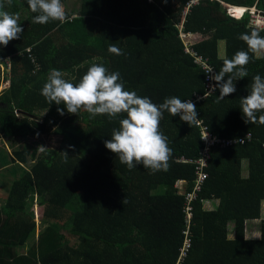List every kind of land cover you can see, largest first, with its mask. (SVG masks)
<instances>
[{"label":"trees","instance_id":"16d2710c","mask_svg":"<svg viewBox=\"0 0 264 264\" xmlns=\"http://www.w3.org/2000/svg\"><path fill=\"white\" fill-rule=\"evenodd\" d=\"M71 1L77 7L64 6L63 23H33L37 13L27 0H12L5 9L19 14L24 32L0 45V83L9 82L0 94V264H264V221L262 238L246 234L248 221L262 218L264 125L245 123L240 108L252 78H264V54L253 55L235 93L217 103V88L198 101L206 91V73L180 37L182 31L201 34L204 40L194 49L218 72L223 58L247 51L237 37L257 29L249 25V15L229 17L218 0H200L188 12L190 0ZM221 41L225 56L219 55ZM110 46L123 55L110 52ZM7 59L11 67L2 72ZM94 63L118 71L126 90L156 104L171 96L196 104L192 126L167 111L160 122L173 149L167 171L152 173L142 165L129 170L105 147L126 114L115 119L93 118L84 110L69 114L63 104H50L41 95L51 69L76 84ZM201 123L233 144L213 147L185 258V193L192 190L194 161L204 147ZM47 126L58 140L41 152L31 139H41ZM180 181L188 182L183 191ZM209 201L218 205L208 210ZM36 205L44 230L34 241ZM230 222L235 238L229 236ZM26 244L28 252L19 255Z\"/></svg>","mask_w":264,"mask_h":264},{"label":"clouds","instance_id":"9594fccd","mask_svg":"<svg viewBox=\"0 0 264 264\" xmlns=\"http://www.w3.org/2000/svg\"><path fill=\"white\" fill-rule=\"evenodd\" d=\"M27 3L30 10L37 13L33 17V23L47 24L51 21L63 23L67 18L62 0H27ZM11 5L12 0H0V45L3 46L18 39L24 32L19 23V14L5 10ZM236 9L238 7L230 11V7H227V15L241 20L248 14L251 27L264 26H259L254 20L258 11L252 13V9L246 8L243 15L236 16L234 15ZM262 18L264 14H260L261 23L264 21ZM189 34L194 36L193 33ZM237 38L246 43L247 51L239 50L231 59L223 58L222 67L218 72H215L214 68L204 66V72L209 74V79L216 82L211 85V91L219 88L217 103L236 92L235 82L248 76L247 65L252 61L253 55L259 59L261 54H264V36L260 35V30L253 29L250 33H240ZM194 40L195 44L199 43L197 37ZM109 51L123 55L115 46H110ZM41 95L50 104L53 102L57 105L63 104L69 114H79L84 110L93 118L107 115L110 119L126 114L125 118L119 120V127L113 129L111 138L105 140L104 144L129 170L138 165L152 173L168 170L173 149L169 146L168 137L160 128L165 111L171 116L179 115L182 121L188 122L191 126L198 118L196 104L191 100L171 96L166 97L163 103L156 104L150 97L126 90L118 71H110L103 64L97 63L92 64L76 84L66 80L60 70L51 69L41 89ZM240 108L245 123L264 125V114L257 116V113L264 112V78L261 75L256 74L252 78L249 94L241 97ZM57 111L64 115V108H58ZM125 202L124 199L123 203Z\"/></svg>","mask_w":264,"mask_h":264},{"label":"built area","instance_id":"2783aa9c","mask_svg":"<svg viewBox=\"0 0 264 264\" xmlns=\"http://www.w3.org/2000/svg\"><path fill=\"white\" fill-rule=\"evenodd\" d=\"M200 0H191L188 5H187V12L190 10L195 5L199 4ZM252 13H254L252 11ZM253 16V14H252ZM264 20V18H262ZM259 26L264 25V21L262 23H258ZM184 47H185V52L189 55H191L197 65L202 67L204 70V66H208L211 68H214L208 63V60L204 58L202 55H200L193 47L195 42L189 40L191 39V34L181 32L180 34ZM6 65L8 68H6L4 65H1L2 72L6 69H10L11 64L10 60H6ZM214 71L216 72L215 68ZM216 83L213 80L209 79V74L206 73V91L204 95L198 96L197 100L202 101L208 96H210L212 93L215 91H211V85ZM9 85V82H6L5 84L0 83V94L4 91V89L7 88ZM200 124V123H199ZM201 129H202V137H207V139H202L204 147L201 152V156L194 161L196 168V177L193 183V187L191 191L186 192L187 198H186V207H185V213H186V230L184 231L185 234V243L182 248V257H187V251L188 249L191 248L193 245V223H194V218H195V205L196 202L199 200L201 194L204 191V188L206 186V183L208 179L210 178V174L208 172V167H209V159L210 156L213 152V147L219 146L220 148L228 147L233 144L232 140L229 139H224V138H219L215 136L213 133L209 131V128L207 126H204L203 123H201ZM242 141V140H241ZM237 142V141H235ZM243 142V141H242ZM183 182L184 184H188L187 181H180L178 185L180 186V183Z\"/></svg>","mask_w":264,"mask_h":264},{"label":"rangeland","instance_id":"374dc122","mask_svg":"<svg viewBox=\"0 0 264 264\" xmlns=\"http://www.w3.org/2000/svg\"><path fill=\"white\" fill-rule=\"evenodd\" d=\"M63 5L66 7V9H73V8L77 7L76 1H71V0L68 3L66 2ZM238 10H240V9H238ZM257 29H260V30L264 29V26L262 28L257 27ZM195 37H197L196 34H194V36L192 35L191 39H189V40L195 42V40H194ZM224 49H225V42L221 41L219 43L220 53H221V51L223 53ZM220 53H219V55H220ZM40 135H41V139H31V143H33V145H35L40 150H41V148H43V151H45L46 149L51 148V146H53L58 140V138H57V136L55 135V132H54V127L47 126L45 128V131L42 132ZM6 143L8 144L9 142L6 141ZM9 146H10V148L12 147L10 143H9ZM244 168H246V165H244L243 169ZM246 172L247 171H245V174H246ZM248 177L249 176H247L246 178H248ZM185 185L186 184H184L183 182L180 183V187H181L182 191L184 190L183 187ZM3 196H4V194L1 192L0 193V204H1ZM217 205H218L217 202H212V201H209V202L206 203V207H207L208 210L209 209H211V210L214 209ZM41 210H42L41 207L36 205L34 213H35V218H37V220H38V222H37L38 226H37L36 233H34V237H33L34 241H37L38 233L40 231L44 230V226H43L44 224H42L43 222H40V221H42V219H39L40 216H42V214H43V211H41ZM254 221H248V223H247V233L246 234L251 239H260V238H262V224L261 223L264 220L260 219V223H258V225H253L252 223ZM229 236H230V238H235V236H236V225H235L234 222H230V225H229ZM34 241H33V243H34ZM73 241H75V239H73ZM24 252H25V249L20 251V253H24Z\"/></svg>","mask_w":264,"mask_h":264},{"label":"crops","instance_id":"0c3cea01","mask_svg":"<svg viewBox=\"0 0 264 264\" xmlns=\"http://www.w3.org/2000/svg\"><path fill=\"white\" fill-rule=\"evenodd\" d=\"M218 1L221 2V5L223 6L224 9H226L227 7H230V11H232L234 8L238 7V9H240V10L241 9L244 10V9L247 8V9H252V11H258L260 14H264V0H236L238 2H244L245 1V3H247V4H236V2H229L227 0H218ZM196 36H197V40L199 42H201L203 40V37L200 34H196ZM220 55L221 56H225V49H224L223 53L221 51ZM244 165H245V162H244ZM246 175L248 176L249 174L247 173ZM187 187H188V185H187ZM183 188L185 189L186 185ZM261 220H264V202H263ZM258 223H260V219L259 220H255L252 224L253 225H258ZM32 243H30V244H32ZM23 249H25V252L24 253H20V251L23 250ZM27 252H28V244H26L23 248H20L18 250L19 255H24Z\"/></svg>","mask_w":264,"mask_h":264},{"label":"bare ground","instance_id":"6f19581e","mask_svg":"<svg viewBox=\"0 0 264 264\" xmlns=\"http://www.w3.org/2000/svg\"><path fill=\"white\" fill-rule=\"evenodd\" d=\"M239 12H240V13H239V14H236V16H241V15H243L244 12H245V10H242V9H241ZM259 17H260V13H259V12L255 13L254 20L256 21V23H261L260 20H259Z\"/></svg>","mask_w":264,"mask_h":264}]
</instances>
